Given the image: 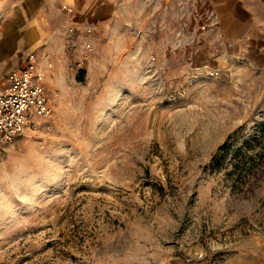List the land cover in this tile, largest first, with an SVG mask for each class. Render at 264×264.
<instances>
[{
	"label": "rangeland",
	"instance_id": "rangeland-1",
	"mask_svg": "<svg viewBox=\"0 0 264 264\" xmlns=\"http://www.w3.org/2000/svg\"><path fill=\"white\" fill-rule=\"evenodd\" d=\"M207 3L187 0L196 29H92L88 52L67 21L16 29L10 67L50 53L53 115L0 156V264H240L264 243V174L206 166L264 119V0L249 26L232 3L227 36Z\"/></svg>",
	"mask_w": 264,
	"mask_h": 264
},
{
	"label": "crops",
	"instance_id": "crops-1",
	"mask_svg": "<svg viewBox=\"0 0 264 264\" xmlns=\"http://www.w3.org/2000/svg\"><path fill=\"white\" fill-rule=\"evenodd\" d=\"M235 1L207 3L213 13L209 17L211 24L226 36L238 18L232 6ZM242 2V20L249 26L255 17L256 0ZM64 4L71 5L73 12L63 10ZM0 9L5 11L0 28V80L11 69L25 64L27 52L10 67L9 42L16 29H61L66 21L78 29H196L197 25L196 12L187 6V0H0ZM29 52L42 53L35 49ZM241 260L240 264H264V243Z\"/></svg>",
	"mask_w": 264,
	"mask_h": 264
},
{
	"label": "built area",
	"instance_id": "built-area-1",
	"mask_svg": "<svg viewBox=\"0 0 264 264\" xmlns=\"http://www.w3.org/2000/svg\"><path fill=\"white\" fill-rule=\"evenodd\" d=\"M62 9L73 12L71 5L64 4ZM5 11L0 9V28ZM71 34H78L83 40L85 52L92 49V28L78 29L74 24L68 25ZM51 66L49 52H29L25 64L11 69L0 80V156L5 147L26 131H37L49 125L53 115L45 84L47 71ZM216 72L210 71L214 76Z\"/></svg>",
	"mask_w": 264,
	"mask_h": 264
},
{
	"label": "trees",
	"instance_id": "trees-1",
	"mask_svg": "<svg viewBox=\"0 0 264 264\" xmlns=\"http://www.w3.org/2000/svg\"><path fill=\"white\" fill-rule=\"evenodd\" d=\"M242 127L229 134L212 154L207 168L227 169L233 186L247 188L251 179L264 174V119L255 122L250 131Z\"/></svg>",
	"mask_w": 264,
	"mask_h": 264
}]
</instances>
